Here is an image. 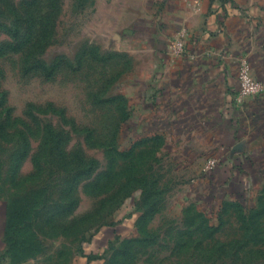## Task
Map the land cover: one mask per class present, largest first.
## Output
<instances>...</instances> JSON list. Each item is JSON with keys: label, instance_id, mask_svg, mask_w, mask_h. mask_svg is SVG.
<instances>
[{"label": "rangeland", "instance_id": "1", "mask_svg": "<svg viewBox=\"0 0 264 264\" xmlns=\"http://www.w3.org/2000/svg\"><path fill=\"white\" fill-rule=\"evenodd\" d=\"M98 5L0 0V197L9 205V264H72L90 248L99 264H264V194L227 176V163L206 170L207 184L235 182L228 197L254 209L208 202L209 212L182 211L170 193L156 215L155 178L139 186L130 171L138 174L139 163L124 154L122 103L112 96L122 86L114 76L121 62L107 52L112 19Z\"/></svg>", "mask_w": 264, "mask_h": 264}, {"label": "crops", "instance_id": "2", "mask_svg": "<svg viewBox=\"0 0 264 264\" xmlns=\"http://www.w3.org/2000/svg\"><path fill=\"white\" fill-rule=\"evenodd\" d=\"M90 1L112 19L107 52L121 62L114 76L122 86L112 96L122 103L124 154L139 163L138 174L130 170L139 186L155 178L161 196L156 215L170 193L182 211L209 212L208 202L220 210L228 204L254 209L228 197L235 182L208 185L202 163H227V176L264 194V92L237 100L241 66L264 81V0ZM179 34L185 35L184 54L174 57L170 44ZM8 212L0 197V264H9L11 255ZM96 251L83 250L72 264H99Z\"/></svg>", "mask_w": 264, "mask_h": 264}, {"label": "built area", "instance_id": "3", "mask_svg": "<svg viewBox=\"0 0 264 264\" xmlns=\"http://www.w3.org/2000/svg\"><path fill=\"white\" fill-rule=\"evenodd\" d=\"M184 49L185 35L179 34L170 44L171 55L174 57L182 56L184 54ZM238 79L240 91L237 100L239 102L249 97H257L264 92V81L258 80L252 75L246 65L241 66ZM215 162H217L215 159L208 160L205 170H211Z\"/></svg>", "mask_w": 264, "mask_h": 264}, {"label": "trees", "instance_id": "4", "mask_svg": "<svg viewBox=\"0 0 264 264\" xmlns=\"http://www.w3.org/2000/svg\"><path fill=\"white\" fill-rule=\"evenodd\" d=\"M153 188V186H151ZM8 230H9V223H8ZM8 234V233H7Z\"/></svg>", "mask_w": 264, "mask_h": 264}]
</instances>
